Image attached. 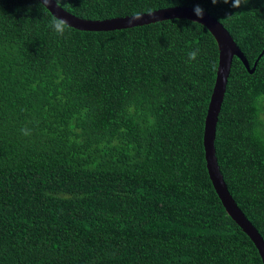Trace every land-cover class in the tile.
<instances>
[{"label":"trees","instance_id":"obj_1","mask_svg":"<svg viewBox=\"0 0 264 264\" xmlns=\"http://www.w3.org/2000/svg\"><path fill=\"white\" fill-rule=\"evenodd\" d=\"M56 2L87 20L199 3L250 68L264 49V0ZM39 4L0 0V264H262L206 168L211 33L170 19L59 35ZM263 113L264 53L251 74L234 57L215 151L264 240Z\"/></svg>","mask_w":264,"mask_h":264},{"label":"water","instance_id":"obj_2","mask_svg":"<svg viewBox=\"0 0 264 264\" xmlns=\"http://www.w3.org/2000/svg\"><path fill=\"white\" fill-rule=\"evenodd\" d=\"M40 3L42 0H38ZM50 14L67 21L69 27L81 31H113L127 29L136 26H143L155 22H161L170 19H187L204 26L214 37L219 51L218 67L214 87L210 96L207 114L204 121L203 147L206 161V168L212 185L223 205L227 214L236 222L241 230L254 243L262 264H264V240L246 218L243 212L238 208L232 198L224 178L220 172L218 160L215 151L216 126L221 105L226 91V85L231 70L234 57L240 59L247 71L251 74L254 72L259 58L263 51L257 57L254 65L250 68L245 56L233 40L226 28L214 17L204 12L203 18L200 19L193 14V8L190 7H168L158 9L148 13H142L141 18L133 20L132 16L116 17L104 20H87L79 18L60 7L54 0L46 8Z\"/></svg>","mask_w":264,"mask_h":264},{"label":"clouds","instance_id":"obj_3","mask_svg":"<svg viewBox=\"0 0 264 264\" xmlns=\"http://www.w3.org/2000/svg\"><path fill=\"white\" fill-rule=\"evenodd\" d=\"M52 2V0H42V2L39 5H42L43 7L47 8V6ZM213 4H216L218 0H211ZM224 3H228L229 0H223ZM248 0H231V7L233 8H239L241 7L242 4H246ZM56 3V0H55ZM193 14L202 19L204 15V9L200 6L199 3H196L193 7ZM141 18V13L137 12L133 15L132 19L133 20H138ZM69 25L66 20L63 18H58L53 15L52 23H51V28L54 32L58 33L59 35H63L66 28H68ZM198 54V49L193 50L189 52L188 56L190 60H194Z\"/></svg>","mask_w":264,"mask_h":264},{"label":"rangeland","instance_id":"obj_4","mask_svg":"<svg viewBox=\"0 0 264 264\" xmlns=\"http://www.w3.org/2000/svg\"><path fill=\"white\" fill-rule=\"evenodd\" d=\"M262 119H263V121H264V113L262 114Z\"/></svg>","mask_w":264,"mask_h":264}]
</instances>
